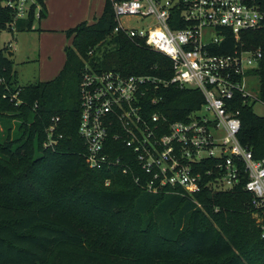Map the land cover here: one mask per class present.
I'll list each match as a JSON object with an SVG mask.
<instances>
[{"label": "trees", "instance_id": "1", "mask_svg": "<svg viewBox=\"0 0 264 264\" xmlns=\"http://www.w3.org/2000/svg\"><path fill=\"white\" fill-rule=\"evenodd\" d=\"M46 1L35 0L28 17L15 20L0 0V32L14 38L16 32L33 30L36 19L47 15ZM256 3L264 13V0ZM115 26L113 2L105 0L97 20L66 30L70 43L60 73L27 85L19 84L10 43H0V264H264V208L256 207L245 190L243 164L232 189L204 188L195 195L150 192L144 186L150 176L133 150L110 135L109 153L121 164L90 167L79 134L86 68L160 79L173 75L169 57L116 33ZM241 39L244 48L261 49L263 57L250 70L258 79V99L235 103L241 118L238 138L262 159L264 116L254 106L264 103V21ZM233 47L229 34L218 52ZM154 98L160 101L153 104ZM204 101L198 89L171 85L149 93L147 115L186 120ZM53 124L56 143L48 145ZM214 164L209 160L200 167ZM153 233L158 256L147 251Z\"/></svg>", "mask_w": 264, "mask_h": 264}, {"label": "built area", "instance_id": "2", "mask_svg": "<svg viewBox=\"0 0 264 264\" xmlns=\"http://www.w3.org/2000/svg\"><path fill=\"white\" fill-rule=\"evenodd\" d=\"M111 1L114 31L169 57L173 75L160 79L86 68L79 134L86 143L90 167L121 164L120 158L113 159L109 153L110 135L133 150L150 176L144 184L150 192L168 189L195 195L204 188L232 189L240 182L243 164L245 190L253 194L256 207L264 208V158L255 159L240 142L241 118L235 106L239 98L246 102L259 97L251 87L252 78H256L250 70L259 66L263 52L244 48L241 37L244 31L262 27L260 5L256 0ZM33 3L35 0H2L15 20L27 18ZM36 16L40 17V6ZM124 18L140 19L143 26H127ZM229 34L234 38L233 49L218 52ZM171 85L198 89L204 104L186 120L170 121L159 112L147 115L149 93ZM152 101L157 104L160 100ZM55 128V124L49 128L48 145L56 143L52 138ZM209 160L215 164L202 169L200 166ZM122 168L128 170L127 165Z\"/></svg>", "mask_w": 264, "mask_h": 264}, {"label": "rangeland", "instance_id": "3", "mask_svg": "<svg viewBox=\"0 0 264 264\" xmlns=\"http://www.w3.org/2000/svg\"><path fill=\"white\" fill-rule=\"evenodd\" d=\"M50 1L52 4L50 6L51 8L48 7V16L37 18L35 25L36 27L42 26L53 29H48L44 32H41L40 34L36 31L16 32V41L13 39L11 32L7 30L0 32V43L2 45L10 43L12 46L11 51H15V56L13 57L15 62L14 68L18 72V80L20 85H27L39 80H48L54 78L58 74L59 68H61L63 65V48L68 43L67 36L63 30L68 27H73L77 23L88 18L85 17V19H81L80 21L79 19H76V21L70 20L72 15H75L79 12L77 11L79 7L76 8L78 3L77 0ZM86 5L89 9V4L87 2ZM104 7L105 0H92L90 4L92 15L88 20L92 21L95 19V17L99 18L103 14ZM81 11H83V8ZM83 13L80 16H82ZM80 16L78 18H83ZM122 22L127 26H143L142 21L137 18H124ZM251 87L258 95V79L252 78ZM254 109L256 113L264 116V103L262 101H257ZM121 220L124 221V216L121 218ZM110 224L111 223H108V226H110ZM138 228L139 225L137 226L136 224L135 229ZM151 237L152 238L150 240L149 247H147V251L150 254L158 256L161 250L157 243V236L155 233H153ZM169 254L172 253L169 252Z\"/></svg>", "mask_w": 264, "mask_h": 264}, {"label": "crops", "instance_id": "4", "mask_svg": "<svg viewBox=\"0 0 264 264\" xmlns=\"http://www.w3.org/2000/svg\"><path fill=\"white\" fill-rule=\"evenodd\" d=\"M62 1H64V0H62ZM77 6H76V8H78L77 9V11H79L78 13H76L75 15H72V17L70 18V20H74V21H76V19H79V21L81 20V19H85V17H88L86 20H83V21H88V22H90V23H93L95 20H97L98 18L97 17H95V19L94 20H92V21H89L88 19L91 17V10H90V4H91V2H92V0H77ZM86 2L89 4V9L87 8V5H86ZM51 1L50 0H47L46 1V8H47V14H48V7H50L51 6ZM64 5H65V3H64ZM85 6H86V9H85ZM51 8V7H50ZM83 8V11H81V9ZM84 12V13H83ZM83 13V15L82 16H80L81 14ZM48 15H46L45 17H47ZM83 17V18H78V17ZM78 21V20H77ZM83 21H81V22H83ZM81 22H79V23H81ZM79 23H77L76 25H78ZM74 25V24H73ZM75 25V26H76ZM75 26H73V27H75ZM70 28H72V27H68V28H66V29H64L63 31H64V33H65V35H66V30H68V29H70ZM48 29H53V28H49V27H42V26H38V27H36V25L34 24V29L33 30H31V31H36V32H38L39 34L41 33V32H44V31H46V30H48ZM13 36V35H12ZM67 36V35H66ZM13 39H15V41L17 40V35L16 34H14V38ZM68 39V38H67ZM70 43V39H68V43L66 44V45H68ZM66 45L64 46V48H63V56H62V63H63V65L61 66V68H59V72H58V74L60 73V71H61V69L63 68V66H64V64H65V61H66V53H65V47H66ZM10 46H11V44H10ZM11 48H12V46H11ZM12 53H13V57L15 56V51H12ZM57 74V75H58ZM56 75V76H57ZM55 76V77H56ZM54 77V78H55ZM53 79V78H52ZM48 80H51V79H48ZM48 80H42V81H48Z\"/></svg>", "mask_w": 264, "mask_h": 264}, {"label": "water", "instance_id": "5", "mask_svg": "<svg viewBox=\"0 0 264 264\" xmlns=\"http://www.w3.org/2000/svg\"><path fill=\"white\" fill-rule=\"evenodd\" d=\"M12 56H13L12 51H9V57H12Z\"/></svg>", "mask_w": 264, "mask_h": 264}]
</instances>
